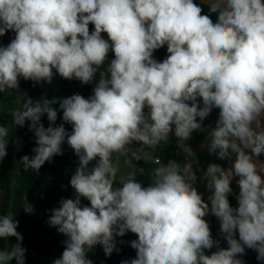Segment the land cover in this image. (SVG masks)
Returning a JSON list of instances; mask_svg holds the SVG:
<instances>
[{"label": "clouds", "instance_id": "obj_1", "mask_svg": "<svg viewBox=\"0 0 264 264\" xmlns=\"http://www.w3.org/2000/svg\"><path fill=\"white\" fill-rule=\"evenodd\" d=\"M208 7L216 22L194 0H0V37L15 33L0 46V92L17 90L21 78L34 86L51 83L53 70L87 85L114 53L92 96L28 98L13 113L14 125L29 121L35 136L34 155L20 158L24 171L38 173L63 155L65 142L78 157L70 179L75 197L62 198L48 219L66 237L52 264H93L87 251L101 245L110 256L118 251L115 238L128 232L137 236L130 242L136 257L121 264H245L239 258L245 248L264 261V164L254 160L264 155V0H210ZM165 46L167 57L154 59ZM57 103L63 123L53 127ZM213 109L219 118L208 133V151L235 159L227 169L211 163L203 172L209 204L194 187L197 160L184 142L204 130ZM173 126L178 146L193 159L153 161L148 186L137 181L144 170L134 166L115 187L114 154L139 161V149L131 145L155 148ZM7 136L0 125V162L7 156ZM234 178L237 207L228 198ZM81 198L90 206H82ZM209 213L219 220L227 248L214 240ZM17 227L12 216H0V238L22 241ZM214 246L217 251L205 254ZM25 251L20 243L0 251V264H24Z\"/></svg>", "mask_w": 264, "mask_h": 264}, {"label": "trees", "instance_id": "obj_2", "mask_svg": "<svg viewBox=\"0 0 264 264\" xmlns=\"http://www.w3.org/2000/svg\"><path fill=\"white\" fill-rule=\"evenodd\" d=\"M195 3L200 5L205 15H210L213 22L217 20V14L210 13L209 3L202 0H194ZM89 30L94 31V25H89ZM102 37L107 40V36L102 33ZM15 38V33L8 31L4 36L0 37V46L6 47L12 39ZM110 43V42H109ZM167 47H162L153 53V58L157 61H163L167 57ZM114 59V53L109 51L108 57L96 73L93 81L89 84H82L77 79L67 80L60 77L54 72L53 80L51 83L40 82L35 84L31 80L25 81L20 79L19 88L17 90L8 89L4 92H0V114L2 118L7 121H13V113L22 110L24 103L30 98L34 102L41 99H57L70 97L74 94H80L85 98L91 96L96 81L99 80L100 71H104L107 65ZM54 108H59V104L52 105ZM59 115L62 120V111L59 110ZM63 122V121H62ZM204 122V120H203ZM202 122V124H203ZM66 130L71 132L72 126L70 124L64 125ZM22 140L25 144V154L30 157V130L26 128L22 135ZM150 147L144 145L140 154L141 160L135 162L137 169H143L144 174H137L136 179L138 182H142L144 186H148L151 182L150 173L157 165L153 163L156 158H159L163 163L165 160L160 158L157 153H153L152 156L148 154ZM248 151V150H246ZM67 154L69 163L65 165L60 158L54 156L50 162H46L39 170L35 172L32 170L24 171L23 164L19 163L17 166V176L13 179V163L12 159L6 161L0 165V195L2 188L5 185L11 184L14 190H20L27 193L34 194L38 197L37 206L34 212L32 228L29 232H18L23 237L22 241H17L15 237L0 238V251H10L16 243H20L25 251L24 264H52L55 258H59L64 250V241L66 237L63 234L58 233L55 227H52L48 223V219L51 215V211L59 207L60 200L62 198H74L75 191L70 185V179L78 167V157L74 154V151L67 144ZM255 158V157H254ZM232 159L227 161H233ZM264 160V155L259 158ZM98 162L94 160L90 162L88 168L92 167ZM4 166V167H3ZM6 167V168H5ZM135 167L134 170L135 171ZM5 168V169H4ZM233 192L229 194V201L232 207L238 206L237 196L239 193V186L231 184ZM82 206H90V202L81 198ZM209 225L211 228L212 236L214 240L219 241V247L227 248V242L220 233L219 220L210 213ZM238 239V233L236 234ZM137 239V236L131 232L126 233L123 237H116V248L112 252L110 258H105L99 254L87 251V258L93 261V264H103L104 260L111 262L110 264H118L123 260H131L136 257V250L130 246L132 240ZM123 241V243H121ZM217 251L214 246L210 250H205V254L211 255L212 252ZM245 264H264V261L257 260V253L252 249L245 248V254L239 257ZM9 264H17V261L13 259Z\"/></svg>", "mask_w": 264, "mask_h": 264}, {"label": "crops", "instance_id": "obj_3", "mask_svg": "<svg viewBox=\"0 0 264 264\" xmlns=\"http://www.w3.org/2000/svg\"><path fill=\"white\" fill-rule=\"evenodd\" d=\"M103 34L107 36L106 33H103ZM107 40H108V36H107ZM97 82L98 80L96 81V84ZM57 111H58V116H57V120L55 124L52 125L53 127L59 126L61 123H63L59 115V108H57ZM145 111H147V109ZM218 118H219V109H213L210 115L204 119V122L202 124L204 130L194 131L191 134V137L187 141H185V144L190 146L191 149L195 153V157L197 160V163H196L197 164V172H196L197 181L195 182V184L197 186L198 192L202 194L203 199L206 202H209L208 196L210 193L207 189L206 181H204L201 178L203 172L207 170L208 165L211 163L220 164L222 167L227 169L231 167L234 161V160L227 161V160L219 159L216 154H210L208 151V147H209L210 139H211L208 133L211 130V128L215 127V123ZM41 120L45 128L49 127V121L46 115H44L41 118ZM29 123H30L29 121H26L23 127L15 126L13 121H10V122L5 121L0 114V125L6 126L8 128V136L6 137V139L9 142L7 146V156L3 159L2 162L6 163V161H8L9 159H12L13 179L17 176V166L20 163V158L24 156L25 154V144L22 140V135H23L24 130L26 128H29ZM176 140L177 138L174 135V126H173V132L170 133L168 140L162 141L155 148L150 147V151L148 152V154L152 156L153 153H157L160 158H163L166 161L165 163H163L166 165L170 160H173L171 158V151L173 149V146ZM30 145H31L30 157H32L34 155V153L32 152V149L36 147L35 136L32 131H30ZM143 147L144 146H141L134 142L132 148L139 149V154H141ZM62 151H63V155H58V157L65 165H67L69 163V158L67 154V143L66 142L62 145ZM254 160L258 165L264 164V160H259L256 158H254ZM174 161H176L177 163H181L178 160H174ZM2 162H0V165L2 164ZM112 162H113V165L116 166L118 169L117 174H116L117 183L114 186L119 187L120 186L119 181L121 177L127 178V175L133 172L136 161H133V158L131 157L130 154H126V155L114 154ZM237 179L238 178H234L232 181V184L238 185L236 183ZM26 200H27V203L31 205L32 207L31 212H29L30 209L27 206ZM37 201H38V197L36 195L27 193L24 191H20V190L16 191L13 189L11 184L5 185L2 188L1 195H0V216H12L16 221H18L17 231L27 233L32 228L33 217H34V212L37 206ZM209 217H210V213L205 217L208 223H209ZM89 252L99 254L100 256L105 257V258H110L112 255L111 254L110 256H106L103 251V247L101 245L95 246L94 248L89 250ZM123 261H126V260H123ZM121 262H118V264H121ZM102 263L110 264L111 262H108V260H104Z\"/></svg>", "mask_w": 264, "mask_h": 264}, {"label": "built area", "instance_id": "obj_4", "mask_svg": "<svg viewBox=\"0 0 264 264\" xmlns=\"http://www.w3.org/2000/svg\"><path fill=\"white\" fill-rule=\"evenodd\" d=\"M93 91L91 96L93 95ZM197 131V130H196ZM185 143V142H184ZM131 147H133V144L131 145ZM171 158L173 160H178L181 162V164L185 163L186 160H190L192 159L191 157L187 156L186 154H184L183 150L178 146V140L175 141L173 149L171 151ZM155 160H160L159 158H156ZM154 160V161H155ZM166 161H164L163 163H165ZM193 169L195 172H197V164L193 165ZM194 187L197 188L196 184H194Z\"/></svg>", "mask_w": 264, "mask_h": 264}, {"label": "rangeland", "instance_id": "obj_5", "mask_svg": "<svg viewBox=\"0 0 264 264\" xmlns=\"http://www.w3.org/2000/svg\"><path fill=\"white\" fill-rule=\"evenodd\" d=\"M202 1H204V2H206V3H210V0H202Z\"/></svg>", "mask_w": 264, "mask_h": 264}]
</instances>
